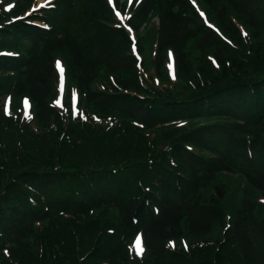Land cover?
Wrapping results in <instances>:
<instances>
[{"label":"trees","instance_id":"obj_1","mask_svg":"<svg viewBox=\"0 0 264 264\" xmlns=\"http://www.w3.org/2000/svg\"><path fill=\"white\" fill-rule=\"evenodd\" d=\"M35 6L0 0L5 262L264 264V0ZM59 63L76 88L61 109ZM186 237L203 252L169 245Z\"/></svg>","mask_w":264,"mask_h":264},{"label":"rangeland","instance_id":"obj_2","mask_svg":"<svg viewBox=\"0 0 264 264\" xmlns=\"http://www.w3.org/2000/svg\"><path fill=\"white\" fill-rule=\"evenodd\" d=\"M53 2V0H50V2H49V0H37V6L34 8V10L33 11H38V9L39 10H41V9H43V8H46V7H48L51 3ZM110 2L111 3H113V0H110ZM195 4H196V6H197V8H198V10H199V12H200V14L203 16V17H205L206 18V13H205V11L203 10V9H201L200 7H199V5L195 2ZM51 7H48V9H50ZM118 11H120V10H118ZM127 13H126V16H124V14H118V15H116V18H117V20L118 21H120V22H125L128 18H130L131 17V13H132V11L128 8L127 10ZM115 12V11H114ZM32 12H30V14H31ZM27 15H29V14H27ZM122 16H124V17H122ZM155 22L156 23H158V20L157 19H155ZM36 25H40V26H42V27H46L44 24H42V23H36ZM124 25V24H123ZM125 26V25H124ZM171 55V54H170ZM210 54L209 53H207V54H205L204 56H202L203 57V59H205V56H209ZM58 66H59V68L61 69L60 71H61V74L63 75V79H62V82L64 83V90H63V92H62V95H61V97H60V101H58V102H55V104L56 105H58V107L61 109L64 105H65V97H66V93H67V91H68V89H69V92H70V95H71V104L72 103H75L76 102V97H74L73 95H72V93L76 90V88H75V86L73 85V83H70V84H68V87H67V83H68V79H67V72L66 71H64V69H63V67H62V65L59 63L58 64ZM170 74L172 75V74H175L174 73V71L171 69L170 71ZM172 78H175L174 76L172 77ZM62 102V103H61ZM20 103V102H19ZM26 104H30V106H31V108H32V103L31 102H29V100H27V99H22V105H23V108H24V116H27L28 115V113L31 111V110H29V108L28 107H26ZM11 108V100L10 99H8V101H7V107H6V109L7 110H9ZM129 149H133V145H130L129 146ZM44 157H45V159H51L52 158V155L51 156H45V155H43ZM228 176H222L221 178H220V181H224V182H228L229 180L230 181H233V183H235L234 184V186L238 189V188H240L241 189V191L245 188V185H244V179L243 178H240V177H235L234 176V178H229V180H228V178H227ZM210 187V189H208ZM209 187H207L202 193H203V196H204V198L206 199V200H208V201H210V199H212V198H214V188H213V186H209ZM208 189V190H207ZM221 207H222V209H223V216H224V218L227 220V221H230L232 218H233V214H234V212H235V210L233 211V208H234V206H232V205H230V204H221ZM263 211H264V209H263ZM263 217H264V215H263ZM214 229H217L216 227H214ZM39 239H36V240H34V241H32V242H30L29 243V245H31V247L33 248V249H35L36 248V246H37V242H44V241H47V240H49L50 238H52L51 237V235H48V236H45V233H41L39 236ZM139 241V247L137 246V242ZM194 242V239L193 238H191V237H186V238H183L182 240H181V242H170V244L169 245H171V247H174V246H176V245H178V248H179V250H178V252H180V253H183V254H186V255H188V256H192V257H194V256H196V255H198V253H196V252H203V248H204V245H202V246H192V243ZM179 243H180V246H179ZM131 245H133V249L135 250V252L136 253H138L139 255L140 254H142L143 252H144V246H143V244H142V241H141V239H136L135 241H133V243L131 244ZM220 248V246H219V244L217 243V244H215V245H213L212 246V250H213V252H215V251H217L218 249ZM193 249V250H192ZM7 250H5V253H3V254H1L0 255V264H12L11 262H5V258H4V256L3 255H7ZM191 252V253H190Z\"/></svg>","mask_w":264,"mask_h":264},{"label":"snow or ice","instance_id":"obj_3","mask_svg":"<svg viewBox=\"0 0 264 264\" xmlns=\"http://www.w3.org/2000/svg\"><path fill=\"white\" fill-rule=\"evenodd\" d=\"M49 2H50V0H49ZM137 246L139 247V241L137 242Z\"/></svg>","mask_w":264,"mask_h":264}]
</instances>
